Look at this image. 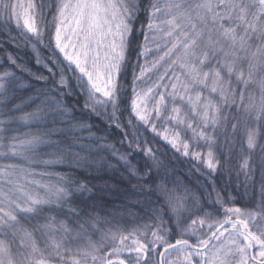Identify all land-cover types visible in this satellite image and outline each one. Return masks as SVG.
<instances>
[{"label": "snow or ice", "instance_id": "snow-or-ice-1", "mask_svg": "<svg viewBox=\"0 0 264 264\" xmlns=\"http://www.w3.org/2000/svg\"><path fill=\"white\" fill-rule=\"evenodd\" d=\"M0 264H264V0H0Z\"/></svg>", "mask_w": 264, "mask_h": 264}, {"label": "trees", "instance_id": "trees-1", "mask_svg": "<svg viewBox=\"0 0 264 264\" xmlns=\"http://www.w3.org/2000/svg\"><path fill=\"white\" fill-rule=\"evenodd\" d=\"M22 130H23V129H22ZM178 167H179V165H178ZM118 179H119V176L116 175V176L113 177V180H110V181H109V183H113L115 180H118ZM94 182H96V181H94ZM133 183H135V181H133ZM112 199H117V197H113Z\"/></svg>", "mask_w": 264, "mask_h": 264}, {"label": "rangeland", "instance_id": "rangeland-1", "mask_svg": "<svg viewBox=\"0 0 264 264\" xmlns=\"http://www.w3.org/2000/svg\"><path fill=\"white\" fill-rule=\"evenodd\" d=\"M96 239H99V237L97 236V237H95Z\"/></svg>", "mask_w": 264, "mask_h": 264}]
</instances>
